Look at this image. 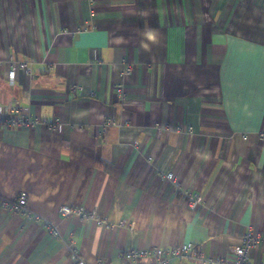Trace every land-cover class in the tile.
<instances>
[{
	"label": "crops",
	"instance_id": "obj_1",
	"mask_svg": "<svg viewBox=\"0 0 264 264\" xmlns=\"http://www.w3.org/2000/svg\"><path fill=\"white\" fill-rule=\"evenodd\" d=\"M10 102L57 127L0 126V264L182 242L232 260L248 226L264 260V0H0V119ZM20 193L24 213L3 208Z\"/></svg>",
	"mask_w": 264,
	"mask_h": 264
},
{
	"label": "built area",
	"instance_id": "obj_2",
	"mask_svg": "<svg viewBox=\"0 0 264 264\" xmlns=\"http://www.w3.org/2000/svg\"><path fill=\"white\" fill-rule=\"evenodd\" d=\"M10 69L8 77L12 80L15 77V70L20 68L27 70L26 62H17L16 60L9 61ZM131 70L130 64L127 62L124 64L122 75L125 77ZM80 86H70L69 90L75 92L80 89ZM116 93L121 99L124 95L122 85L116 87ZM27 110L23 109L16 103H8L4 110V115L0 119V126L7 128H33L36 126H45L50 129L57 127V122H50L44 118L29 116ZM111 120H107L105 126L112 125ZM169 128V127H166ZM160 130V127L158 126ZM264 133H260V137H263ZM166 179L172 181V173L165 174ZM185 197L188 208L194 210L200 205L199 197L192 193L190 190L183 189L181 191ZM4 209L9 210L12 213H24L27 198L24 193H20L12 200L2 201ZM58 213L64 217L77 216L82 220H94L98 225L107 226L106 222L100 219L94 209L85 208L83 206H69L62 204L58 207ZM37 218V217H36ZM45 228L48 232L58 237L59 232L57 227L50 221L44 222ZM260 236L254 232L251 226L246 227L245 232L239 237L238 242L232 248L233 259L227 260L222 257H208L205 256L202 250L190 242H182L180 244L163 248V247H148V248H130L120 252L119 258L122 264H171L173 260L187 259L195 262L196 264H264V260L255 262L251 260V251L258 245ZM69 255L72 260L79 261L80 257L74 247L73 240H69L67 243ZM96 264H107L104 260H99Z\"/></svg>",
	"mask_w": 264,
	"mask_h": 264
},
{
	"label": "clouds",
	"instance_id": "obj_3",
	"mask_svg": "<svg viewBox=\"0 0 264 264\" xmlns=\"http://www.w3.org/2000/svg\"><path fill=\"white\" fill-rule=\"evenodd\" d=\"M147 36H148L149 39H154V35H153L152 30H149V31L147 32Z\"/></svg>",
	"mask_w": 264,
	"mask_h": 264
}]
</instances>
